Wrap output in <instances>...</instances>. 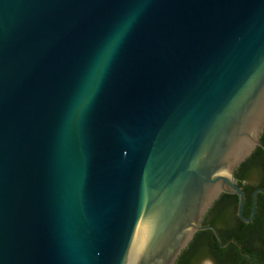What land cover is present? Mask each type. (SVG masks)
<instances>
[{
  "label": "water",
  "instance_id": "1",
  "mask_svg": "<svg viewBox=\"0 0 264 264\" xmlns=\"http://www.w3.org/2000/svg\"><path fill=\"white\" fill-rule=\"evenodd\" d=\"M263 130L264 0H0V264H174Z\"/></svg>",
  "mask_w": 264,
  "mask_h": 264
},
{
  "label": "flooded vegetation",
  "instance_id": "2",
  "mask_svg": "<svg viewBox=\"0 0 264 264\" xmlns=\"http://www.w3.org/2000/svg\"><path fill=\"white\" fill-rule=\"evenodd\" d=\"M264 147V130L259 138ZM244 193L221 194L203 215L198 230L174 264H264V149L257 146L233 171ZM254 196V199H253ZM253 214L251 220L245 221ZM243 219H242V218Z\"/></svg>",
  "mask_w": 264,
  "mask_h": 264
}]
</instances>
